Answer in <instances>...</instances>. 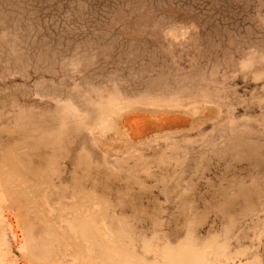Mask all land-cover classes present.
<instances>
[{
    "label": "rangeland",
    "instance_id": "obj_1",
    "mask_svg": "<svg viewBox=\"0 0 264 264\" xmlns=\"http://www.w3.org/2000/svg\"><path fill=\"white\" fill-rule=\"evenodd\" d=\"M0 264H264V0H0Z\"/></svg>",
    "mask_w": 264,
    "mask_h": 264
},
{
    "label": "bare ground",
    "instance_id": "obj_2",
    "mask_svg": "<svg viewBox=\"0 0 264 264\" xmlns=\"http://www.w3.org/2000/svg\"><path fill=\"white\" fill-rule=\"evenodd\" d=\"M31 233H32V231L30 230L29 234H31Z\"/></svg>",
    "mask_w": 264,
    "mask_h": 264
}]
</instances>
